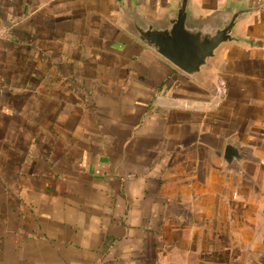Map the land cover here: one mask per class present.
I'll return each instance as SVG.
<instances>
[{"label":"crops","instance_id":"crops-1","mask_svg":"<svg viewBox=\"0 0 264 264\" xmlns=\"http://www.w3.org/2000/svg\"><path fill=\"white\" fill-rule=\"evenodd\" d=\"M174 1L0 0V264H264V0L200 83L119 21Z\"/></svg>","mask_w":264,"mask_h":264},{"label":"water","instance_id":"water-1","mask_svg":"<svg viewBox=\"0 0 264 264\" xmlns=\"http://www.w3.org/2000/svg\"><path fill=\"white\" fill-rule=\"evenodd\" d=\"M194 0H175L162 19H148L140 10H122L120 24L125 32L154 52L176 70L203 82L221 53L244 46L248 40L239 34L240 26L258 9L242 7L232 11H213L198 15ZM228 144L224 164L238 170L237 162L247 160Z\"/></svg>","mask_w":264,"mask_h":264}]
</instances>
